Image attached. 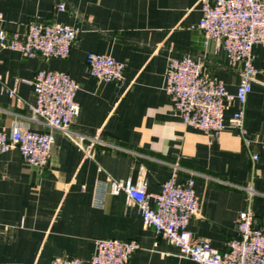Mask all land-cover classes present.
<instances>
[{
	"label": "crops",
	"instance_id": "obj_1",
	"mask_svg": "<svg viewBox=\"0 0 264 264\" xmlns=\"http://www.w3.org/2000/svg\"><path fill=\"white\" fill-rule=\"evenodd\" d=\"M58 2L65 3L64 10L57 9ZM200 2L0 0L8 31L23 34L30 20L79 29L66 58L0 48V129L8 133L15 124H28L54 134L42 168L25 163L16 147L0 153V264H49L55 256L90 264L98 238L135 240L139 248L128 264H198L178 256L175 245L145 226L123 192L107 194L103 207H95L94 184L107 176L133 181L143 176L148 193L158 192L173 168L178 182L192 177L199 207L188 227L219 250L236 236L242 211H251L254 225L264 228V46L252 50L256 81L244 105L248 144L227 124L237 101L225 111L224 129L213 136L186 125L164 90L167 60L181 54L201 60L229 92L236 90L237 69L192 27L201 17ZM90 51L123 61V80L92 77L85 60ZM39 69L65 71L78 83L79 112L70 130L85 136L84 144L96 138L90 155L63 131L30 119L35 102L30 80Z\"/></svg>",
	"mask_w": 264,
	"mask_h": 264
},
{
	"label": "built area",
	"instance_id": "obj_2",
	"mask_svg": "<svg viewBox=\"0 0 264 264\" xmlns=\"http://www.w3.org/2000/svg\"><path fill=\"white\" fill-rule=\"evenodd\" d=\"M65 9L64 2L57 3ZM201 17L193 25L199 29L205 42L213 40L226 55L227 64L237 69L236 90L229 92L224 82L207 70L203 62L190 54L169 56L165 68L164 90L169 96L175 114L193 128L217 136L226 126L224 114L233 101L239 106L228 118L227 124L236 129L246 144L249 143L244 126V105L256 81L252 50L264 46V0H201ZM79 29L71 24L44 23L30 20L26 31H8L0 12V48L17 50L25 56L44 59L66 58L77 38ZM89 74L98 81L115 82L124 78L125 63L109 54L87 52ZM35 96L30 119L41 120L50 128L63 131L84 152L90 155L95 137L84 144L82 134L70 130L79 112L75 100L78 83L65 71L39 69L30 80ZM9 94L14 96L15 90ZM17 101L20 98L17 97ZM52 130H38L28 124H15L7 133L0 129V153L16 147L23 161L31 166H46L52 154ZM257 159V155H252ZM176 168L162 182L160 190L147 192V179H117L107 176L94 184L92 203L102 208L107 194L123 192L139 210L143 224L152 227L157 236L168 240L178 249V256L198 264H264V228L254 225L251 211H242L236 220V236L227 248L219 250L204 238L194 235L189 220L197 214L199 202L194 179L178 182ZM249 188V193L252 194ZM152 201V205L150 202ZM90 264H128L139 248L135 240L98 238ZM49 264H83L74 256H55Z\"/></svg>",
	"mask_w": 264,
	"mask_h": 264
}]
</instances>
